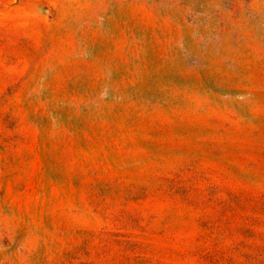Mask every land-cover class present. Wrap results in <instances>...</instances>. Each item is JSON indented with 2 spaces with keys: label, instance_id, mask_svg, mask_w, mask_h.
<instances>
[{
  "label": "rangeland",
  "instance_id": "rangeland-1",
  "mask_svg": "<svg viewBox=\"0 0 264 264\" xmlns=\"http://www.w3.org/2000/svg\"><path fill=\"white\" fill-rule=\"evenodd\" d=\"M0 264H264V0H0Z\"/></svg>",
  "mask_w": 264,
  "mask_h": 264
}]
</instances>
